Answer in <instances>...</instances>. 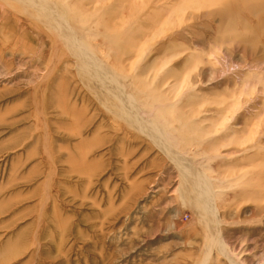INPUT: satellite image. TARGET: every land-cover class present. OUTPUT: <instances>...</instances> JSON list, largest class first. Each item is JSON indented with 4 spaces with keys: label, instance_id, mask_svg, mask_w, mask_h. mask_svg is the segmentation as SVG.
Listing matches in <instances>:
<instances>
[{
    "label": "rangeland",
    "instance_id": "rangeland-1",
    "mask_svg": "<svg viewBox=\"0 0 264 264\" xmlns=\"http://www.w3.org/2000/svg\"><path fill=\"white\" fill-rule=\"evenodd\" d=\"M23 1L0 0V264H264V0H51L73 47Z\"/></svg>",
    "mask_w": 264,
    "mask_h": 264
},
{
    "label": "bare ground",
    "instance_id": "bare-ground-1",
    "mask_svg": "<svg viewBox=\"0 0 264 264\" xmlns=\"http://www.w3.org/2000/svg\"><path fill=\"white\" fill-rule=\"evenodd\" d=\"M21 2L23 1V0H20ZM23 3L25 4H29V5H32L31 7L33 8H35L36 10L35 11H38V15L40 16V17H42V19H44V20H46L47 22H45L46 24L48 23L49 25V27H50V25L52 26V27H50V28H52V30H56L57 32H58V34L61 36V38H62V40L65 42V44H67V45H71L72 47H73V44H72V37L71 36H73V33L71 34V35H69L68 33L70 32L69 30V32L68 33H66V32H64V33H66V34H64L63 33V31H64V24L62 23V21H60L59 19H58V15H57V13H56V11H55V7H52V1L51 0H25V2L23 1ZM51 3V4H50ZM23 4V5H24ZM39 17V18H40ZM66 27V26H65ZM68 28V27H67ZM55 31V32H56ZM53 32V31H52ZM56 32V33H57ZM75 36V38H76V35H74ZM78 38V37H77ZM68 47V46H67ZM94 53H96V51L94 52ZM95 56V55H94ZM96 58H97V56H96ZM96 58H92L90 55H88L87 53H83V54H80L79 55V63L80 64H82V65H86V66H88L90 69H91V71L93 72V74L95 75V78H96V81H97V77H98V74H96V71L97 72H99V71H101L103 68L102 67H100L101 65H97V62L98 61H96L97 59ZM96 59V60H95ZM99 60V59H98ZM104 62V61H103ZM90 65H92L93 66V68L90 66ZM92 78H94V77H92ZM98 78H100V77H98ZM101 80H106L105 78L103 79H101ZM93 81V80H92ZM107 81V80H106ZM94 82V81H93ZM123 82V81H122ZM128 82V81H127ZM98 83V82H97ZM102 83H105V82H103L102 81ZM109 84V83H108ZM107 84V85H108ZM105 85V84H104ZM99 86V85H98ZM125 86V85H124ZM102 89L103 88H106V86H100ZM130 87V86H129ZM101 88H100V90H101ZM118 88L119 87H113V88H106V90L104 89V91H105V93L106 94H108V95H121L122 94V92H123V94L121 95V96H118V97H116L117 99H116V108H118L119 110H120V113L119 114H122V115H124L125 117H126V119H128V120H131V121H133L135 124H136V126H139L140 127V125H142L143 124V126H144V123H146L147 125H145V126H147L146 128H147V130H148V128H149V130L153 133V136H154V138L155 139H160L161 138V133L156 129V128H154V126L150 123V121H149V116L148 115H151L150 113H146V112H142L140 109H138V104H137V102L136 101H134L133 100V97L131 96V95H128L129 93L127 92L126 93V91L127 90H124L123 89V91L121 92V93H119L118 92ZM133 88V87H132ZM99 90V89H98ZM104 91H102V92H104ZM123 95H127V96H123ZM142 96V95H141ZM136 100V99H135ZM117 109V110H118ZM124 117V118H125ZM133 124V123H132ZM139 127H137V128H139ZM146 128H143V129H146ZM161 128V127H160ZM164 140V139H163ZM163 143H164V141H163ZM195 184V183H194ZM195 187V186H194ZM196 187H197V185H196ZM195 189V188H194ZM203 189V188H202ZM201 190V189H200ZM197 191V190H196ZM195 191V192H196ZM202 192V191H201ZM209 193V192H208ZM197 195H199V194H197ZM207 197V196H206ZM204 201H206V200H204ZM200 202V201H199ZM209 202V201H208ZM207 203V202H206ZM210 203V202H209ZM204 206V205H203ZM207 209H209V208H207ZM210 210V209H209ZM209 210H207L208 212V215L210 214L211 216H213V214H211V212H209ZM206 211V210H205ZM211 211V210H210ZM215 218V217H214ZM215 220V219H214ZM206 224V226L209 228V229H211L212 227H214L215 226V223H214V221H213V219H212V217L210 218V216H209V219L207 220V223H205ZM204 224V225H205ZM215 234H216V232H215ZM214 233L211 235V237L209 238V240H208V245H209V247H211V246H214V245H218V240H217V236H218V234H217V236L215 235ZM209 252H210V250H209ZM207 256H208V254H207ZM210 257V256H209ZM207 258V257H206Z\"/></svg>",
    "mask_w": 264,
    "mask_h": 264
}]
</instances>
